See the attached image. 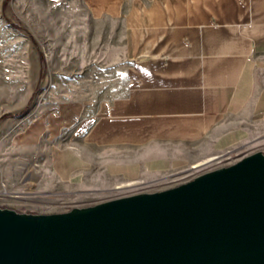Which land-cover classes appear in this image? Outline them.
Masks as SVG:
<instances>
[{
	"label": "crops",
	"instance_id": "obj_1",
	"mask_svg": "<svg viewBox=\"0 0 264 264\" xmlns=\"http://www.w3.org/2000/svg\"><path fill=\"white\" fill-rule=\"evenodd\" d=\"M81 3L45 66L32 56L41 102L0 121V140L49 149L38 163L55 186L96 194L264 152V0Z\"/></svg>",
	"mask_w": 264,
	"mask_h": 264
},
{
	"label": "water",
	"instance_id": "obj_2",
	"mask_svg": "<svg viewBox=\"0 0 264 264\" xmlns=\"http://www.w3.org/2000/svg\"><path fill=\"white\" fill-rule=\"evenodd\" d=\"M0 264H264V153L63 213L0 207Z\"/></svg>",
	"mask_w": 264,
	"mask_h": 264
},
{
	"label": "rangeland",
	"instance_id": "obj_3",
	"mask_svg": "<svg viewBox=\"0 0 264 264\" xmlns=\"http://www.w3.org/2000/svg\"><path fill=\"white\" fill-rule=\"evenodd\" d=\"M84 18L81 0H0V117L10 114L8 118H18L29 114L41 102L36 96L41 83L30 96L33 86L29 83L28 67L32 56L38 50L39 56L44 59L41 65L45 66L48 45L59 43L63 28ZM39 77L42 79V76ZM48 150L18 148L4 139L0 140L1 208L18 213L54 214L115 198L159 192L261 151L255 145H246L162 177L82 195L67 192L51 182L53 176L38 163ZM40 179L43 180L42 184H39Z\"/></svg>",
	"mask_w": 264,
	"mask_h": 264
},
{
	"label": "trees",
	"instance_id": "obj_4",
	"mask_svg": "<svg viewBox=\"0 0 264 264\" xmlns=\"http://www.w3.org/2000/svg\"><path fill=\"white\" fill-rule=\"evenodd\" d=\"M40 61H41L42 64H44V59H43V57H41V56H40ZM8 117H11V115H10V114H5V115H2V116L0 117V119H6V118H8Z\"/></svg>",
	"mask_w": 264,
	"mask_h": 264
}]
</instances>
